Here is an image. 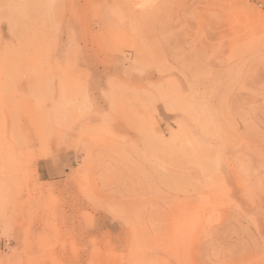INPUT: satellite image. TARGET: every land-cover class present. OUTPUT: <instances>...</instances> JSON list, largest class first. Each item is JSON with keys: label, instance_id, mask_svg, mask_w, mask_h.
Segmentation results:
<instances>
[{"label": "rangeland", "instance_id": "374dc122", "mask_svg": "<svg viewBox=\"0 0 264 264\" xmlns=\"http://www.w3.org/2000/svg\"><path fill=\"white\" fill-rule=\"evenodd\" d=\"M0 264H264V0H0Z\"/></svg>", "mask_w": 264, "mask_h": 264}, {"label": "bare ground", "instance_id": "6f19581e", "mask_svg": "<svg viewBox=\"0 0 264 264\" xmlns=\"http://www.w3.org/2000/svg\"><path fill=\"white\" fill-rule=\"evenodd\" d=\"M147 1V0H146ZM149 1V0H148ZM143 4V3H142ZM142 4H140V5H142ZM144 5V4H143ZM145 6V5H144Z\"/></svg>", "mask_w": 264, "mask_h": 264}]
</instances>
